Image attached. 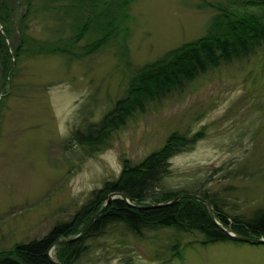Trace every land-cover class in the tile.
Wrapping results in <instances>:
<instances>
[{
	"label": "rangeland",
	"instance_id": "1",
	"mask_svg": "<svg viewBox=\"0 0 264 264\" xmlns=\"http://www.w3.org/2000/svg\"><path fill=\"white\" fill-rule=\"evenodd\" d=\"M11 1L16 7L9 10L6 42L14 76L0 74V253L71 222L95 189L118 176L123 158L140 162L175 131L204 134L170 157L160 190H201L230 224L264 208V44L148 101L100 148L69 142L75 129L85 130L111 110L136 67L206 32L214 14L206 2L225 0H133L122 58L115 46L71 62L60 55L15 60L12 50L28 2ZM55 4L64 10L68 2ZM60 13L33 12L29 35L47 39L61 34L57 29L68 33ZM203 238L172 228L140 237L121 224L108 225L83 241L73 264H264V244H203ZM177 243L185 244L181 256L166 262ZM58 246L52 247L51 260L47 257L52 264H64Z\"/></svg>",
	"mask_w": 264,
	"mask_h": 264
},
{
	"label": "trees",
	"instance_id": "2",
	"mask_svg": "<svg viewBox=\"0 0 264 264\" xmlns=\"http://www.w3.org/2000/svg\"><path fill=\"white\" fill-rule=\"evenodd\" d=\"M36 1L39 2L38 7H34ZM56 1H23L28 2L27 10L19 21L18 43L12 50L16 61L22 56L60 55L64 56L67 62H71L72 59L91 55L101 48L115 46L122 58L121 49H125L129 31L127 22L131 20L128 8L133 0H66L68 5L64 10H61L62 4H55ZM205 6L214 10L206 32L167 51L161 57L136 67L124 95L115 102L111 110L99 121L88 124L85 130L75 129L69 142L100 148L106 144L112 132L123 126L130 116L137 111H143L148 101L160 98L174 86L180 87L185 81L193 80L222 62L228 63L247 56L254 52L256 47L264 44V0L215 1L206 2ZM15 7L11 0L0 2V74L3 72L4 77L7 73V79L14 76V71L10 70L11 47L6 41L11 37L9 10ZM252 8L260 9L262 14L248 12L247 9ZM45 10H60L58 18L61 21L67 20L65 25L69 32L57 29L61 34L47 39L29 35V16L33 12ZM1 100H6V97ZM2 108L3 105L0 106V112ZM203 134V131H197L188 136L175 131L168 135L162 147L150 152L140 162L131 164L128 159L123 158L118 176L105 180L100 188L95 189L92 198L76 210L71 222L57 224L41 239L20 243L9 251L1 252L0 264H52L46 255L50 245L57 239L79 233L112 192L124 193L132 205L115 197L95 218L85 234L73 241L59 244L58 258L64 264H73L81 257L83 241L88 236L100 233L108 225L115 224L123 225L140 237L145 231L172 228L177 232L196 231L202 234L203 244L241 242L219 228L209 218L204 204L197 199L180 198L159 207L139 206L144 204V201H167L179 193L160 190V181L169 170L170 157L190 148ZM192 193L208 200L201 190ZM212 211L220 223L237 233L264 237V208L248 219L231 224L227 218L215 212L213 204ZM179 245L181 243L173 246L171 254Z\"/></svg>",
	"mask_w": 264,
	"mask_h": 264
},
{
	"label": "water",
	"instance_id": "3",
	"mask_svg": "<svg viewBox=\"0 0 264 264\" xmlns=\"http://www.w3.org/2000/svg\"><path fill=\"white\" fill-rule=\"evenodd\" d=\"M115 197H119L120 199L125 200L128 204L132 205V203H130L129 198L124 193L112 192V193L108 194L107 199L105 200L103 205L91 215V217L88 220V222L85 225V227L79 233H77L76 235H74L72 237H65L64 239L55 240L50 245L48 250L46 251L47 257L51 260L50 251H51L52 247H54L56 245H59V244H62L64 242L73 241V240H75L77 238H80L83 234H85L88 231V229H89L90 225L92 224V222L95 220V218L103 212V210L106 208V206ZM180 198H194V199H197V200L201 201L204 204L205 208H206V211L208 213L209 218L219 228L224 230L228 234V236H230L231 238H234V239L239 240L241 242H246V243H251V244H264V237H252V236L242 235V234H239L236 231H234L232 228L221 224L213 216L212 205H211L210 201H208L207 199L203 198L200 195H197V194H194V193H191V192H179L178 194L173 196L170 200L161 201V202H157V203L156 202L144 203V204H140L139 206L140 207H145V208L159 207V206H162V205L173 203V202L179 200ZM52 261H53V263L57 264L54 260H52Z\"/></svg>",
	"mask_w": 264,
	"mask_h": 264
}]
</instances>
